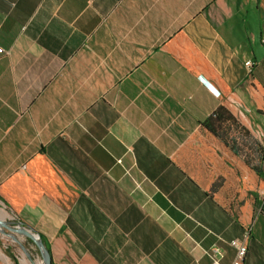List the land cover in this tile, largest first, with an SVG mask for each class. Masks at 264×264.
Wrapping results in <instances>:
<instances>
[{
  "label": "crops",
  "instance_id": "1",
  "mask_svg": "<svg viewBox=\"0 0 264 264\" xmlns=\"http://www.w3.org/2000/svg\"><path fill=\"white\" fill-rule=\"evenodd\" d=\"M263 40L264 0H0V200L53 264H264Z\"/></svg>",
  "mask_w": 264,
  "mask_h": 264
},
{
  "label": "rangeland",
  "instance_id": "2",
  "mask_svg": "<svg viewBox=\"0 0 264 264\" xmlns=\"http://www.w3.org/2000/svg\"><path fill=\"white\" fill-rule=\"evenodd\" d=\"M245 152L250 158V149ZM0 221L5 224L0 226V264H44L36 243L9 229L18 226L17 219L1 200Z\"/></svg>",
  "mask_w": 264,
  "mask_h": 264
},
{
  "label": "trees",
  "instance_id": "3",
  "mask_svg": "<svg viewBox=\"0 0 264 264\" xmlns=\"http://www.w3.org/2000/svg\"><path fill=\"white\" fill-rule=\"evenodd\" d=\"M233 124H237V126H239V124L236 122L235 118L231 115V113H229V111L225 107L220 106L215 111L213 116L209 117L203 122V127L213 133L217 138H219L227 146L231 147V149L238 154L237 142L230 138L228 132L229 130H231ZM241 130H244L245 134L248 135L247 130L243 128ZM248 159L247 164L251 165L250 159ZM252 168L257 172V174L261 175L259 167L252 166ZM40 236L42 241L45 243L47 249L50 251V246L48 244L47 239L43 234H40Z\"/></svg>",
  "mask_w": 264,
  "mask_h": 264
},
{
  "label": "water",
  "instance_id": "4",
  "mask_svg": "<svg viewBox=\"0 0 264 264\" xmlns=\"http://www.w3.org/2000/svg\"><path fill=\"white\" fill-rule=\"evenodd\" d=\"M5 224L0 221V226H4ZM9 229L15 233L26 236L30 240L34 241L42 253L44 264H53L52 256L50 251L47 249L45 243L42 241L41 236L38 232H36L33 228L26 226L24 223H19L15 228L9 227ZM14 239H16L14 237Z\"/></svg>",
  "mask_w": 264,
  "mask_h": 264
},
{
  "label": "built area",
  "instance_id": "5",
  "mask_svg": "<svg viewBox=\"0 0 264 264\" xmlns=\"http://www.w3.org/2000/svg\"><path fill=\"white\" fill-rule=\"evenodd\" d=\"M263 44H264V40H263ZM255 65L256 63L253 61H248L246 63V66L249 69V71H252ZM260 193L264 196V191H261ZM248 238H249V233L247 232L244 239H241V240L237 239V240L231 241L230 245L236 251V256L232 264H244V260H245V257L248 251V245H247ZM213 264H220V260L216 259Z\"/></svg>",
  "mask_w": 264,
  "mask_h": 264
}]
</instances>
